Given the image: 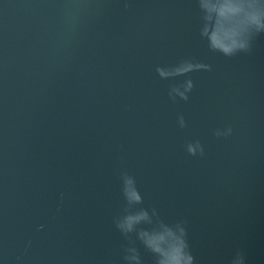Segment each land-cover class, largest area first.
Listing matches in <instances>:
<instances>
[{
    "label": "water",
    "instance_id": "obj_1",
    "mask_svg": "<svg viewBox=\"0 0 264 264\" xmlns=\"http://www.w3.org/2000/svg\"><path fill=\"white\" fill-rule=\"evenodd\" d=\"M198 26L193 0H0V264H123L124 172L196 264H264V38L228 59ZM184 60L212 71L174 102L189 77L156 69Z\"/></svg>",
    "mask_w": 264,
    "mask_h": 264
},
{
    "label": "clouds",
    "instance_id": "obj_2",
    "mask_svg": "<svg viewBox=\"0 0 264 264\" xmlns=\"http://www.w3.org/2000/svg\"><path fill=\"white\" fill-rule=\"evenodd\" d=\"M199 18V37L209 52L231 59L238 55H250L257 41L264 38V0H193ZM127 7V4L125 5ZM197 71H212L211 65L191 60L181 61L170 68L157 67L161 79L189 77L183 84L173 85L169 97L174 102L179 98L185 102L194 88L190 74ZM180 127L185 121L179 118ZM232 128L217 130L215 135L227 138ZM191 156H203V147L196 141L186 145ZM125 207L114 220L116 230L129 242L123 249V264H143L132 237L155 258V264H196L189 242L186 224L180 220L173 224L159 218L155 209L149 211L140 207L142 196L136 187L134 177L126 172L120 176ZM230 264H246L243 251H237Z\"/></svg>",
    "mask_w": 264,
    "mask_h": 264
}]
</instances>
